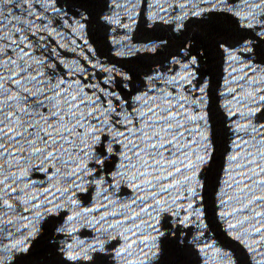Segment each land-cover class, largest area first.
<instances>
[{"label": "water", "instance_id": "obj_1", "mask_svg": "<svg viewBox=\"0 0 264 264\" xmlns=\"http://www.w3.org/2000/svg\"><path fill=\"white\" fill-rule=\"evenodd\" d=\"M0 264H264V0H0Z\"/></svg>", "mask_w": 264, "mask_h": 264}]
</instances>
